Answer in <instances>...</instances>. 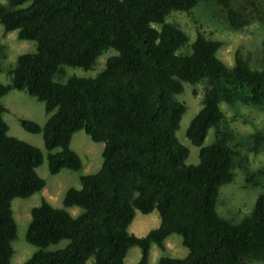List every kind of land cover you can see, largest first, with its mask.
Instances as JSON below:
<instances>
[{
  "label": "trees",
  "instance_id": "trees-1",
  "mask_svg": "<svg viewBox=\"0 0 264 264\" xmlns=\"http://www.w3.org/2000/svg\"><path fill=\"white\" fill-rule=\"evenodd\" d=\"M6 1L0 4L4 31L37 46L20 54L7 69L10 82L0 83V264H11L14 254L13 200L46 185L36 171L42 151L8 134L2 98L12 89L45 104L44 125L27 118L20 123L42 133L51 174L82 168L70 147L75 132L104 143L100 169L80 175L81 187L66 190L64 207L42 200L31 208L26 240L37 250L23 264H125L132 246L141 250L138 264H148L151 245L164 249L172 234L182 237L188 253L160 257L158 264H244L250 258L264 264V195L240 221L222 217L219 189L234 178L232 136L203 145L224 118L221 103L264 106V66L253 68L236 56L228 67L217 56L222 42L200 30L187 45V33L166 18L190 12L199 0ZM228 13L232 26H240V11ZM109 49L117 53L96 76L55 80L65 76V66L91 69ZM184 83L203 84L202 107L186 131L199 147L194 165L186 164L189 148L176 134L187 109L178 99ZM74 206L82 209L77 216L66 209ZM136 210H157L158 227L142 237L130 233ZM63 240L64 247L48 249Z\"/></svg>",
  "mask_w": 264,
  "mask_h": 264
},
{
  "label": "rangeland",
  "instance_id": "rangeland-1",
  "mask_svg": "<svg viewBox=\"0 0 264 264\" xmlns=\"http://www.w3.org/2000/svg\"><path fill=\"white\" fill-rule=\"evenodd\" d=\"M199 0L198 5L190 12L173 11L166 21L179 25L188 35L190 45L196 38L197 32L208 39L219 40L222 46L217 56L228 67H233L236 56L247 61L253 68L264 66V0ZM0 4H7L0 0ZM228 8L239 10L241 14L240 26L233 27L229 18ZM186 45V46H187ZM36 42L18 39L17 31L5 32L0 24V50L4 54L0 59V83H9L7 69L13 66L17 57L23 53L36 50ZM109 49L100 55L95 65L85 70L65 66V76H56L55 80L65 82L70 76L94 77L104 67L109 56L116 54ZM203 84L191 85L184 83V91L178 99L186 104V112L182 116L181 126L177 136L181 143L189 148L186 164L194 165L199 162V147L193 145L186 136L190 121L202 107ZM2 103L7 108L3 118L8 125V134L22 141L38 147L43 153V162L36 168L39 176L45 182V187L27 198H15L12 202L14 217L17 223V238L13 241L14 254L11 264H23L37 248L26 240V232L31 220V208L47 200L52 206L62 208L63 197L70 187L80 188L79 177L82 174L97 172L103 162V142H94L90 136L80 130L73 134L70 147L80 156L82 168L78 171L62 169L57 174H51L48 168V150L45 148L42 133H31L25 130L20 118H27L44 125L48 115L45 104L26 91L10 90ZM224 113L222 122L209 129L203 145H209L223 134H231V146L235 151L231 183L223 184L219 189L218 213L233 222H238L249 215L256 199L264 195V106L255 107L240 102L234 104L221 103ZM59 151V148L53 152ZM72 216L82 212L80 207H66ZM128 230L138 237L145 236L151 229L158 227L160 215L157 210L144 214L139 210ZM67 244L63 240L48 249L62 248ZM188 249L182 244L179 234L170 235L165 241V248L161 249L152 244L149 250L148 264H158L160 257L182 258ZM141 250L132 246L125 257V264H138ZM244 264H262V260L250 258Z\"/></svg>",
  "mask_w": 264,
  "mask_h": 264
}]
</instances>
